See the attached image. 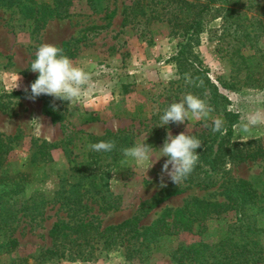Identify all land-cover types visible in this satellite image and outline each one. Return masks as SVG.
<instances>
[{"label":"rangeland","instance_id":"374dc122","mask_svg":"<svg viewBox=\"0 0 264 264\" xmlns=\"http://www.w3.org/2000/svg\"><path fill=\"white\" fill-rule=\"evenodd\" d=\"M206 1L69 0L66 16L45 17L41 21L26 16L22 0H0V105L6 104L5 111L0 110V133L20 135L1 169L8 173L26 169L32 178L24 185L14 217L5 219L7 224L0 218V264H197L200 254L212 264H227L222 253L213 252V245L239 217L240 211L235 208L193 223L190 231L156 237L146 248L138 245V237L136 241L132 238L128 246L120 239L109 248L93 243L87 259L71 251L63 255L45 252L50 247L48 230L53 221L61 219L70 225L89 219L100 229L129 217L139 201L160 188L158 174L166 157H160L145 172V165L122 154L111 163L90 164L102 177L98 183L82 177L85 165L80 161L85 159L88 149L84 134L101 136L109 131L115 134L116 137H110L115 143L118 136L121 140L124 135L125 141L120 143L129 142L127 147L147 135L145 143L153 147L154 156L159 155L158 148L168 131L173 135L189 132L200 138L206 123L197 122L196 118L190 117L183 124H158L170 102L193 93L177 83L172 56L177 42L185 38L184 22L193 18ZM198 22L199 31L190 33L187 48L193 56H189L206 70L220 93L227 97V109L237 115L230 136L236 145L229 155L249 141L254 145L259 140L264 148V124L251 128L254 138L239 140V130L247 118L257 111L264 112V0H213L199 14ZM95 25L102 27L85 31ZM63 41L68 43L62 48L64 54L89 73L90 81L72 105L68 101H54L64 109V116L60 122L52 123L41 113L39 100L6 94L17 75L21 85L28 86L29 79L36 74L29 67L38 44L60 47ZM218 82H224L226 87ZM13 90L23 91L22 87ZM90 115L97 119L82 121ZM37 117L39 122L33 119ZM67 138V156L58 146L48 149V161L36 166L27 163L34 148L33 139L38 143ZM228 157L220 171L210 173L212 178L183 182L181 192L159 202L138 224H150L165 209L181 208L189 197L225 202L227 197L239 195L237 182L243 179L250 183L256 198L250 203L239 202L236 208L245 209L253 224L261 229L258 237L264 248V153L239 161ZM74 163L75 168L70 169ZM76 181L78 187L73 189L77 190V201L72 205L64 198L69 196L68 185ZM165 181L172 183L167 177ZM7 238H15L16 245L6 244ZM192 243L198 245L194 249L207 247L197 250L198 254L189 252L186 249ZM137 246L144 247L141 253L135 252ZM87 249L83 244L81 250ZM251 264H264V257Z\"/></svg>","mask_w":264,"mask_h":264},{"label":"trees","instance_id":"16d2710c","mask_svg":"<svg viewBox=\"0 0 264 264\" xmlns=\"http://www.w3.org/2000/svg\"><path fill=\"white\" fill-rule=\"evenodd\" d=\"M22 1L24 2V11L27 12L26 16L28 18L32 17L33 20L40 19L43 21L45 17L60 18L69 13L67 7H65V5L69 3V0ZM87 2L94 3V0H87ZM210 3H213V0H207L195 13L193 18L184 22L182 31L185 38L182 42H177L176 50L172 56L174 64L177 68V83L179 86L192 91V94L205 100L212 108V112L207 118L197 120V122H204L206 124L204 125L200 138H198L201 140L202 144L200 148L196 149V152L199 154V160L194 167L193 172L184 181L187 183L193 181L199 182L204 178H212L210 173H214L222 169L225 157L229 156L230 158L228 157V159L239 161L243 159H255L263 156L264 153L262 143H260L259 140H255L254 145L252 143L253 141L243 143V148H235V150H233L234 152L229 155L232 151V146L236 145V143L230 140V136L232 126L236 123L237 115L235 112L227 109V105L229 104L227 97L220 93L217 84L211 81V79L207 76L206 70L199 63H196L190 58V56H193L187 48L190 40V33L196 34L199 31V14L202 10L207 9ZM124 18L125 15L122 20H124ZM100 27L102 26H88L85 28V31H91ZM67 44L68 43L66 41H63L61 42L60 47H66ZM36 77L37 73L34 74L28 81L29 92L30 84L36 79ZM218 83L221 87H226L224 82ZM6 95L18 97L25 96V93L24 91L13 90L8 92ZM36 99L40 101L41 113L47 116L52 123L60 122L63 119L64 109L60 108L54 102L57 107L53 110L51 106L53 100L50 96L41 95ZM5 109L6 104L1 103L0 110L5 111ZM217 118L223 121V127L227 130L224 135H221L220 132L214 133L212 131L213 121ZM96 119V116L90 115L87 118H83L82 121L88 122ZM82 137L84 138V142L88 144V149L85 154V159L80 161L81 165H85L81 169V176L87 179L91 178L92 180H96L98 183L102 177L97 174V170H94L90 164L97 163L95 166H100L102 165L101 161L105 163L114 162L120 158L123 154L121 149L127 148L129 142H124V144L120 143L125 141L124 139L126 136L123 135L121 140L118 136L117 142L115 143L116 147L112 152L98 153L91 150L90 144L101 140H113L110 137H116L115 134L105 131L101 136L84 134ZM19 138V133H15L13 135H4L0 133V218L5 223V219L10 220L14 217L17 210L16 206L20 204L18 201L21 198L24 185L32 179L30 177V173L26 169L11 173L3 172L1 169L6 156L11 150L12 144L17 143ZM36 140L37 139H33L31 141L34 148L29 155V159H27L28 164L36 166L42 162L48 161L49 148H56L59 146L65 156L69 153V150L66 147V144L70 141L68 138L61 139L58 142H46L44 140H40L36 143ZM70 162L71 160H67V163ZM75 166L76 164L74 163L69 168L73 169ZM77 176L80 177L79 175ZM62 178L63 176H61V179ZM78 183L79 182L76 181L68 185V193L70 197L67 195L64 198L72 205H74L77 201L74 200L77 190L75 188L73 189V187L77 188ZM237 183L239 186V195L234 194L229 196L225 202L189 197L184 201L181 208L163 210L161 215L148 225H139L138 223L140 218L168 196L181 192L183 190L181 184L177 186L173 183H168L167 187L159 188L149 197L139 201L135 210L129 217L115 224L103 226L100 229L98 228V225L92 224V221L89 219L78 220L76 222H72L70 225L61 219H57L52 222L48 230L50 247L45 249V252L55 255H63V253L71 251L72 253H79V255H82V258L87 259L91 256L93 243H99L101 244V247L109 248L120 239L122 241H126V246H128V243H130L132 238H135L136 241L138 237L140 238L138 245H142L146 248L149 241L155 239L156 237H162L182 230L190 231L193 223L203 222L207 219L215 218L220 213L225 212L228 209L235 208V211H240V215L229 226L226 235L213 245V252L222 253L221 257L223 259H228L227 264H248V262L251 264L253 260L256 261L264 257V248L261 246L258 237V232L261 229L253 224L251 216L246 214L245 209L241 207L237 209L236 206L239 205V202H253L256 198V194L253 189H251L249 182L239 179ZM81 236H83V240L80 242L77 241V238ZM5 243L9 246H15L17 241L15 238H7ZM83 244H86V247L88 248L85 251L81 250ZM197 247V244L192 243L186 250L189 252L195 251L197 253L198 249H194ZM205 247L207 246L202 245L200 250H203ZM143 248L140 249L137 246L135 248V252L141 253ZM127 249L130 248L127 247ZM205 258L206 257H204L203 254H200L199 258H197V264H212L211 262H207ZM178 260L180 263V258Z\"/></svg>","mask_w":264,"mask_h":264},{"label":"clouds","instance_id":"9594fccd","mask_svg":"<svg viewBox=\"0 0 264 264\" xmlns=\"http://www.w3.org/2000/svg\"><path fill=\"white\" fill-rule=\"evenodd\" d=\"M30 70L37 73L36 79L28 86H22L21 77L17 75L14 85L11 88H21L25 93V98L35 101L41 95L53 98L51 104L53 110L56 109L55 100L68 101L72 105L82 93V89L89 84L90 75L82 67L75 65L72 60L64 54L63 49L49 43H42L36 46L35 58L30 61ZM68 105V106H69ZM212 112L205 100L192 94L186 93L179 101L173 100L160 115L159 126H166L169 123L183 124L186 119L193 117L205 119ZM39 122V118H33ZM264 124V112L251 114L247 121L241 126L240 141L246 142L251 135V128ZM212 131L226 134L223 121L219 118L213 121ZM147 137V135H146ZM145 139L137 144L122 148L123 155L131 158L138 164L145 165V172L150 169L160 157H166L159 175V187H167L165 177L175 185L182 184L193 172L199 160L197 148L202 146L201 140L197 139L189 132H180L173 135L171 131L166 133L163 145L158 148L159 155L154 156L153 147L145 143ZM116 147L115 141H99L90 144L91 150L95 152H112ZM157 149V148H156Z\"/></svg>","mask_w":264,"mask_h":264}]
</instances>
